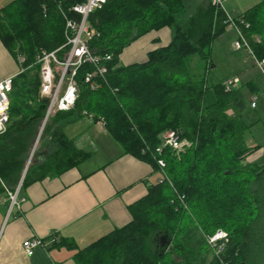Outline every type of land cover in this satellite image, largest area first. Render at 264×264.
I'll return each mask as SVG.
<instances>
[{"label": "trees", "instance_id": "obj_1", "mask_svg": "<svg viewBox=\"0 0 264 264\" xmlns=\"http://www.w3.org/2000/svg\"><path fill=\"white\" fill-rule=\"evenodd\" d=\"M84 1L15 0L0 10V39L15 57L26 59L24 71L13 80L8 130L0 136V195L16 191L28 164L20 191L87 160L90 153L65 136L61 123L92 116L104 121L125 154L160 173L158 160H164L166 176L129 206L128 225L84 248L54 237L55 247L76 251L77 264H259L251 242L264 215V164L244 163L253 152L246 140L254 125L245 118L248 96L242 88L226 92L223 82H208L211 46L229 28L226 12L211 0L188 17V0H108L93 12L89 23L98 34L90 47L113 56L109 86L92 91L85 78L92 68L83 66L76 77L80 95L75 108L51 117L41 135L40 142L53 132V150L40 165L37 149L30 160L49 105L40 94L37 56L66 44L61 9L73 15V6ZM232 17L256 57L264 59V0ZM164 28L173 31L168 45L151 50L144 62L121 63L132 43ZM193 57L203 63L202 79L189 68ZM172 130L190 145L179 154L169 148L158 154L162 136ZM147 146L150 151L143 155ZM218 229L230 238L220 258L206 238ZM163 237L171 245L160 256Z\"/></svg>", "mask_w": 264, "mask_h": 264}, {"label": "crops", "instance_id": "obj_2", "mask_svg": "<svg viewBox=\"0 0 264 264\" xmlns=\"http://www.w3.org/2000/svg\"><path fill=\"white\" fill-rule=\"evenodd\" d=\"M14 1L0 0V10ZM201 1L206 3V0ZM237 5L230 11L234 17V13L242 10ZM171 39L169 28L151 32L124 51L121 63L144 62L151 50L168 45ZM18 60L0 39V81L20 74ZM237 70L238 78L248 75L252 78L255 63L248 70L245 65H239ZM255 83L253 80L248 86L255 92H251L252 97L248 100L256 111L259 101L264 102V90L258 89ZM254 97L257 100L253 107ZM261 107L264 108V104ZM262 122L260 116L255 117L254 134L247 141L253 150L247 157L254 155V162L258 164L264 160ZM61 124L65 136L78 149L90 153V157L62 174L48 176L20 191V209L11 207L10 192L0 195V264H77L76 251L65 245L55 247L54 237L74 243L78 248L92 244L116 228L128 225L132 221L129 206L145 197L151 186L164 179L163 174L147 162L125 154L105 126L90 117L83 116L69 125ZM52 134L51 131L43 138L37 150L36 165L44 162L53 150ZM36 239L42 241V245L28 256L23 244Z\"/></svg>", "mask_w": 264, "mask_h": 264}, {"label": "built area", "instance_id": "obj_3", "mask_svg": "<svg viewBox=\"0 0 264 264\" xmlns=\"http://www.w3.org/2000/svg\"><path fill=\"white\" fill-rule=\"evenodd\" d=\"M108 0H85L73 6V15H68L61 9V14L66 22L65 36L66 44L52 52H42L37 56V63L40 65L41 78V97L49 100L46 116L42 122L41 129L35 145L40 141L41 135L48 120L59 112H67L75 108L79 98V85L76 80L80 69L88 65L92 71L85 75L86 82L89 83L92 91L101 89L103 84L109 86L108 76L111 70L113 56L111 54H96L90 47V41L98 34L89 23L90 15L96 10L102 8ZM230 0H211L212 5L226 12L229 29L236 32L238 40L234 49L236 51L248 50L254 58V63L264 75V59H258L254 54L249 41L231 14L227 12L226 3ZM68 46L69 50L64 51V47ZM62 53V56L60 55ZM18 61L21 66L20 73L24 71L22 64L25 62V57L20 55ZM15 77H8L0 81V136L8 130L10 122V94L13 90V80ZM226 92H232L238 89L240 81L238 77L227 79L223 82ZM257 98H253L252 106L256 105ZM91 119L92 116H89ZM102 126H105L104 121H99ZM190 145L183 139L177 131H168L162 136V145L156 149L158 154H161L164 149L169 148L176 153H182ZM35 148V146H34ZM36 150V148H35ZM34 150V151H35ZM31 154V158L33 153ZM150 151L147 146L143 150V155ZM30 158V159H31ZM30 162V161H29ZM158 164L163 171V176H166L164 168L166 163L159 159ZM22 186V185H21ZM21 186L14 193L10 194L11 207L21 208L19 200V192ZM207 243L212 248L213 254L220 258L223 255L229 244V235L223 230H218L214 235L206 236ZM57 240V239H56ZM55 240V241H56ZM54 241V239H53ZM42 245V241L27 240L23 244V248L28 256L34 254L35 249Z\"/></svg>", "mask_w": 264, "mask_h": 264}, {"label": "rangeland", "instance_id": "obj_4", "mask_svg": "<svg viewBox=\"0 0 264 264\" xmlns=\"http://www.w3.org/2000/svg\"><path fill=\"white\" fill-rule=\"evenodd\" d=\"M260 1L261 0H230L229 2L226 3L225 9L230 14V11L233 8H237L238 7L237 4H239V7L242 8V10L240 12L238 11V13H234L235 17H238L239 15L243 14L245 10L251 8ZM203 3H205V1L199 2V0H188L189 10L187 17L193 14L196 11V9ZM237 40H238V36L236 32L228 28L226 33L221 37L217 38L212 44L210 50V64L207 66L208 67L207 78L210 84L215 85L220 82H224L225 80L223 79L225 78L230 79L237 77V74H239V70H237L239 65L240 66L245 65L247 70L253 66L254 58L252 57V55L248 50L244 49L242 51H236L234 49ZM257 40H259V38H257ZM188 65L195 79L199 80L204 77L205 70L202 69L203 67H201V69L199 67L203 65V63L198 57H193L192 59L188 60ZM255 67L256 70L252 71V78H250L249 75L246 76L245 78L244 77L239 78L240 85L238 89L242 88L243 92L248 96V99H251L252 97L251 90L248 88V83H251L253 80L257 83L258 89L260 87V89L264 90V75L256 65ZM262 104H264V102L262 103V101L260 100L259 107L255 111L254 109H252L250 101H248V107H247V112L245 114V118L248 123L252 124L255 121V117L259 118L260 116L263 121L261 128L264 132V108L261 107ZM252 134H254V132L252 131L251 128L246 134V139L248 142L252 139ZM41 145H42V140L41 142L39 141V146L37 150H39ZM255 159L256 157L254 155L249 156L245 159L244 163L253 164L255 163L254 162ZM259 164H264V160H261ZM218 230H223V229H218ZM210 249L213 250L212 248ZM251 252L255 256H257V259L259 260L258 261L259 264H264V215L259 220L257 229L255 231V235L253 237V241L251 242Z\"/></svg>", "mask_w": 264, "mask_h": 264}, {"label": "water", "instance_id": "obj_5", "mask_svg": "<svg viewBox=\"0 0 264 264\" xmlns=\"http://www.w3.org/2000/svg\"><path fill=\"white\" fill-rule=\"evenodd\" d=\"M35 150V148L33 149V151ZM35 152V151H34ZM34 154V153H33ZM30 158H31V156H30ZM31 160V159H30ZM30 163V162H29ZM28 166H29V164L27 165V167H26V169H25V173H24V175H23V178H22V181H21V183H20V185L19 186H21L22 185V183H23V180H24V178H25V175H26V173H27V169H28ZM226 173H229V172H226ZM18 186V187H19ZM170 245H171V241L170 240H167V238L166 237H163L162 238V242H161V246H160V256H164L165 254H166V252L168 251V249L170 248Z\"/></svg>", "mask_w": 264, "mask_h": 264}, {"label": "bare ground", "instance_id": "obj_6", "mask_svg": "<svg viewBox=\"0 0 264 264\" xmlns=\"http://www.w3.org/2000/svg\"><path fill=\"white\" fill-rule=\"evenodd\" d=\"M39 142L35 145V148L37 149Z\"/></svg>", "mask_w": 264, "mask_h": 264}]
</instances>
